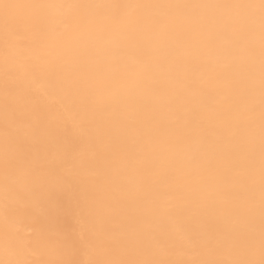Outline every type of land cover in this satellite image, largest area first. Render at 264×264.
Here are the masks:
<instances>
[{
  "label": "bare ground",
  "instance_id": "1",
  "mask_svg": "<svg viewBox=\"0 0 264 264\" xmlns=\"http://www.w3.org/2000/svg\"><path fill=\"white\" fill-rule=\"evenodd\" d=\"M260 0H0V264H260Z\"/></svg>",
  "mask_w": 264,
  "mask_h": 264
},
{
  "label": "snow or ice",
  "instance_id": "2",
  "mask_svg": "<svg viewBox=\"0 0 264 264\" xmlns=\"http://www.w3.org/2000/svg\"><path fill=\"white\" fill-rule=\"evenodd\" d=\"M260 7H261V12H262V17H264V0H260ZM112 264H124V262H112ZM260 264H264V259L260 261Z\"/></svg>",
  "mask_w": 264,
  "mask_h": 264
}]
</instances>
